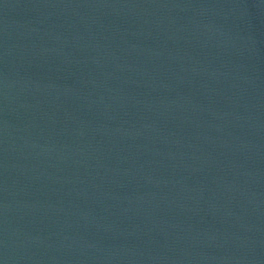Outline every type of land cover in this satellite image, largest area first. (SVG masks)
Listing matches in <instances>:
<instances>
[{"label": "water", "instance_id": "obj_1", "mask_svg": "<svg viewBox=\"0 0 264 264\" xmlns=\"http://www.w3.org/2000/svg\"><path fill=\"white\" fill-rule=\"evenodd\" d=\"M0 264H264V0H0Z\"/></svg>", "mask_w": 264, "mask_h": 264}]
</instances>
